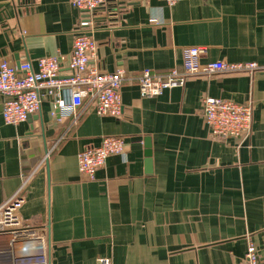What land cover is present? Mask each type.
I'll return each instance as SVG.
<instances>
[{
    "label": "crops",
    "instance_id": "0c3cea01",
    "mask_svg": "<svg viewBox=\"0 0 264 264\" xmlns=\"http://www.w3.org/2000/svg\"><path fill=\"white\" fill-rule=\"evenodd\" d=\"M93 18L90 65L123 70L122 115L86 103L73 124L44 102L13 126L0 95V207L23 198L19 216L47 229L51 264H243L250 244L264 260V69L192 77L153 98L139 81L181 68L187 47L205 48L203 63L264 67V0H109ZM79 19L71 0H0V62L69 56ZM206 97L251 104L250 135L213 136ZM105 137L124 138L125 153L85 181L78 154Z\"/></svg>",
    "mask_w": 264,
    "mask_h": 264
},
{
    "label": "built area",
    "instance_id": "2783aa9c",
    "mask_svg": "<svg viewBox=\"0 0 264 264\" xmlns=\"http://www.w3.org/2000/svg\"><path fill=\"white\" fill-rule=\"evenodd\" d=\"M108 1L71 0V5L80 13V19L69 56H46L36 61H25L19 67L7 61L0 62V95L4 99L2 117L5 124L17 126L26 122L41 111L44 102L52 105L53 118L60 115L64 119H72L73 124L80 121L86 103L94 104L100 117H121L123 70L109 73L90 65L97 50L93 36L97 26L93 16ZM165 1L172 6L184 0ZM205 51L202 47L185 48L182 67L173 68L165 74L144 70L139 80L141 96L158 97L168 89L185 86L190 78L196 76L251 74L264 69L257 62L203 63ZM64 69L66 73H63ZM202 114L215 137L242 139L252 131L251 104L206 97ZM125 149L126 141L121 137H105L99 146L85 148L78 154L81 178L95 180L107 160L114 155H124ZM22 202L23 198L17 194L0 207V264H51L47 229L21 219L18 210ZM98 263L113 264L108 258H101ZM243 264H264L254 244L249 245Z\"/></svg>",
    "mask_w": 264,
    "mask_h": 264
},
{
    "label": "water",
    "instance_id": "95a60500",
    "mask_svg": "<svg viewBox=\"0 0 264 264\" xmlns=\"http://www.w3.org/2000/svg\"><path fill=\"white\" fill-rule=\"evenodd\" d=\"M145 145H146V148H147V168L149 170H151V142H150V139H146L145 141Z\"/></svg>",
    "mask_w": 264,
    "mask_h": 264
}]
</instances>
